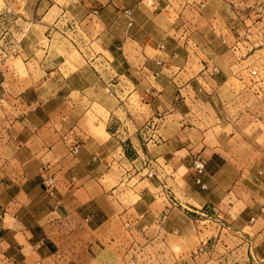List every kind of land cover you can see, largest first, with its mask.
<instances>
[{
	"label": "crops",
	"instance_id": "crops-1",
	"mask_svg": "<svg viewBox=\"0 0 264 264\" xmlns=\"http://www.w3.org/2000/svg\"><path fill=\"white\" fill-rule=\"evenodd\" d=\"M206 5L0 0L24 30L17 53L0 50V264H264V128L255 139L231 104L199 99V32L216 27ZM64 20L72 56L27 53L23 25L52 33ZM95 44L101 54L85 51ZM111 45L136 62L114 82L91 69L115 60Z\"/></svg>",
	"mask_w": 264,
	"mask_h": 264
},
{
	"label": "rangeland",
	"instance_id": "rangeland-1",
	"mask_svg": "<svg viewBox=\"0 0 264 264\" xmlns=\"http://www.w3.org/2000/svg\"><path fill=\"white\" fill-rule=\"evenodd\" d=\"M204 4H207L204 7V17L214 19L216 27H213L210 32L203 27L202 32H199L198 40L202 44L203 54L199 64L203 67V72H206L200 81V86L206 90L202 91L199 99L203 102L231 104L225 110V114L230 117H244L240 127L243 126L245 129L246 123L250 120V133L256 139L264 128V0H204ZM23 27L27 29L25 36L27 39L24 43L27 53H34L37 48L42 51L40 54L44 52L45 55L50 54L48 59L52 58L53 64H56L57 60L59 62L57 65L64 62L68 56H72L74 50L67 41L70 29L68 21H62L52 33L29 24ZM23 33L24 30L22 26L19 29L14 15L8 13L5 16L0 15V42L6 37L3 40L4 46L0 45L3 53L6 55L17 53L18 39ZM215 38H219L221 45L216 44L215 41L212 45H205L206 40ZM42 39L45 40L44 45L36 46ZM108 47L116 55L115 60L110 57H107L105 61L93 60L91 69L94 72L102 70L107 80L113 82L118 80V77H114L113 71H127L131 75L129 71L131 64L136 62L129 60L130 56L127 54L128 59H125L121 51H116L115 46ZM85 51L96 55L102 52V47L97 44L89 45L88 50ZM50 64L47 62L44 68L52 67ZM28 69L36 73L35 64L32 63ZM93 71L86 75L85 82H95ZM128 78L131 77L128 76ZM67 81H60V87L66 83L69 84ZM29 82L28 80L27 84ZM72 83L73 80H71ZM211 91L214 97L209 99L206 95H210ZM2 115L4 110L0 107V117Z\"/></svg>",
	"mask_w": 264,
	"mask_h": 264
},
{
	"label": "built area",
	"instance_id": "built-area-1",
	"mask_svg": "<svg viewBox=\"0 0 264 264\" xmlns=\"http://www.w3.org/2000/svg\"><path fill=\"white\" fill-rule=\"evenodd\" d=\"M200 6H203V4H201ZM164 45H160V49H163ZM215 71L218 72L217 68H215ZM78 153V148L74 147L71 151L72 155H76ZM146 163V177L148 178H153L155 176V172H154V166L151 163V161H145ZM206 164H207V160L205 158H197L194 161V169H195V174H196V182L198 184H201L204 187V184L202 183L201 180V176L203 175L205 168H206ZM50 169H46V173H49ZM45 184L47 187V190L49 192V194L51 196H53L56 192V186H57V181L54 175H50L48 174V176L45 178ZM164 220V218L161 219V221L159 222L161 224V222ZM221 224H223L221 222ZM200 251H203V249H201Z\"/></svg>",
	"mask_w": 264,
	"mask_h": 264
}]
</instances>
